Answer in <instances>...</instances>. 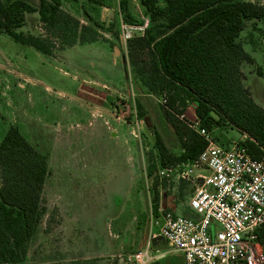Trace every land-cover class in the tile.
<instances>
[{
	"label": "rangeland",
	"instance_id": "1",
	"mask_svg": "<svg viewBox=\"0 0 264 264\" xmlns=\"http://www.w3.org/2000/svg\"><path fill=\"white\" fill-rule=\"evenodd\" d=\"M61 1L65 12L98 31L96 42L65 48L57 36L46 34L55 45L47 55L0 33V142L16 126L49 162L41 190L44 215L29 242L27 262L86 264V252L103 251L109 238L113 250L94 258L96 264H143L134 260L139 251L150 248L155 256L159 249H172L159 236L154 180L147 173L151 159L158 161L155 132L173 153L182 152L181 144L164 116V94L150 93L131 71L119 1ZM139 7L132 0L134 15L145 22ZM18 31L47 32L38 13H28ZM238 40L253 59L242 63L245 84L264 107V19L247 21ZM190 106L185 115L193 121L195 104ZM210 132L222 145L242 137L228 128ZM159 169L154 177L161 182L160 199L168 209L189 214L191 185L185 183L182 195L160 180Z\"/></svg>",
	"mask_w": 264,
	"mask_h": 264
},
{
	"label": "trees",
	"instance_id": "2",
	"mask_svg": "<svg viewBox=\"0 0 264 264\" xmlns=\"http://www.w3.org/2000/svg\"><path fill=\"white\" fill-rule=\"evenodd\" d=\"M118 1L124 23L144 24L134 15L132 0ZM138 1L149 22L142 34L127 41L129 66L140 85L167 98L164 116L182 149L173 153L155 132L158 161L151 159L147 173L154 180L153 212L158 215L161 182L154 177L156 170L193 161L208 146L180 117L190 104H195L202 127L246 135L251 156L264 159V107L245 84L242 63L253 59L238 40L247 21L264 19V0ZM28 13L39 14L46 33L18 31ZM0 33L47 55L54 54L55 45L46 34L57 36L64 47L98 39V31L65 12L61 0H39L37 6L27 0H0ZM137 104L138 117L143 118L140 101ZM48 175L47 156L18 127L10 126L0 142V264H43L28 263L27 253L44 215L41 190ZM259 237L264 243V228Z\"/></svg>",
	"mask_w": 264,
	"mask_h": 264
},
{
	"label": "built area",
	"instance_id": "3",
	"mask_svg": "<svg viewBox=\"0 0 264 264\" xmlns=\"http://www.w3.org/2000/svg\"><path fill=\"white\" fill-rule=\"evenodd\" d=\"M134 2L140 9L139 1ZM148 22L124 23L125 38L130 39L133 30L144 32ZM180 117L208 141V146L193 161L158 170L168 187L191 185L189 206L194 212V216L175 213L160 199L159 236L184 255L185 264H264L259 237L264 228V159L251 156L246 135L223 146L201 126L197 115L193 121L185 113ZM146 257L147 251L134 255L141 263Z\"/></svg>",
	"mask_w": 264,
	"mask_h": 264
},
{
	"label": "crops",
	"instance_id": "4",
	"mask_svg": "<svg viewBox=\"0 0 264 264\" xmlns=\"http://www.w3.org/2000/svg\"><path fill=\"white\" fill-rule=\"evenodd\" d=\"M95 107H100V106H95ZM172 211H174L175 213H178L175 210H172ZM179 214H182V213H179ZM113 246H114V242L111 239L109 238L104 239L103 251H100V248H97L96 255H92L93 253L88 254V252H86V255H85L86 262L85 263L86 264H91V263L96 264L97 262L94 260V258L97 260V257L101 258L103 256H106L108 253H110L113 250ZM145 251H147L148 257L144 259V261L142 262L143 264H149L151 261L154 262L155 260H156L155 264H163L162 263L163 259H167L166 264H185L184 255L181 252L175 251L173 249H167V248L165 249L162 248V250L159 249L158 255H155V256L151 255L150 248H148ZM100 252H103V253H100Z\"/></svg>",
	"mask_w": 264,
	"mask_h": 264
},
{
	"label": "flooded vegetation",
	"instance_id": "5",
	"mask_svg": "<svg viewBox=\"0 0 264 264\" xmlns=\"http://www.w3.org/2000/svg\"><path fill=\"white\" fill-rule=\"evenodd\" d=\"M263 247H264V243H263Z\"/></svg>",
	"mask_w": 264,
	"mask_h": 264
}]
</instances>
